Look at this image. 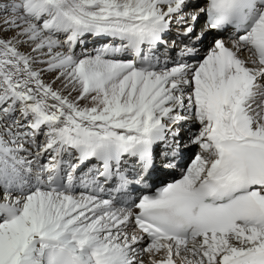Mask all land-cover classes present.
<instances>
[{
    "label": "snow or ice",
    "instance_id": "snow-or-ice-1",
    "mask_svg": "<svg viewBox=\"0 0 264 264\" xmlns=\"http://www.w3.org/2000/svg\"><path fill=\"white\" fill-rule=\"evenodd\" d=\"M0 264H264V0H0Z\"/></svg>",
    "mask_w": 264,
    "mask_h": 264
}]
</instances>
